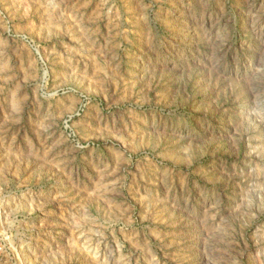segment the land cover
<instances>
[{"label": "rangeland", "instance_id": "374dc122", "mask_svg": "<svg viewBox=\"0 0 264 264\" xmlns=\"http://www.w3.org/2000/svg\"><path fill=\"white\" fill-rule=\"evenodd\" d=\"M0 264H264V0H0Z\"/></svg>", "mask_w": 264, "mask_h": 264}]
</instances>
